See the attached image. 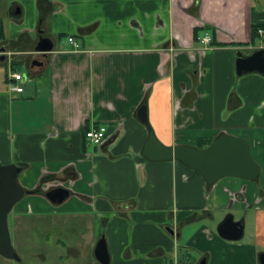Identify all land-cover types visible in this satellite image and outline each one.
Instances as JSON below:
<instances>
[{"label": "crops", "instance_id": "obj_1", "mask_svg": "<svg viewBox=\"0 0 264 264\" xmlns=\"http://www.w3.org/2000/svg\"><path fill=\"white\" fill-rule=\"evenodd\" d=\"M0 23V163L21 166L18 183L37 191L22 210L61 217L83 235V249H67L71 261L82 253L101 264L103 238L108 264L191 262L194 253L206 264H260L264 76H236L235 54L264 48V35H251L264 30V4L0 0ZM204 34L213 46L200 44ZM10 71L24 76L23 93L9 91ZM101 126L104 140L92 144L85 133ZM150 132L165 147L245 139L259 176L208 185L175 159L151 162L142 155ZM53 187L69 191L61 204L44 196ZM227 204L243 214L236 241L216 233Z\"/></svg>", "mask_w": 264, "mask_h": 264}, {"label": "water", "instance_id": "obj_2", "mask_svg": "<svg viewBox=\"0 0 264 264\" xmlns=\"http://www.w3.org/2000/svg\"><path fill=\"white\" fill-rule=\"evenodd\" d=\"M236 76L250 73L264 76V48H260L249 55L237 50ZM137 118L146 124V108L141 106L137 111ZM142 155L151 162L169 161L175 159L186 167L197 171L206 184L213 185L226 177L255 181L260 173V167L253 159L250 146L245 139L229 135H220L212 140L206 148L180 144L174 147L163 146L152 132L144 143ZM22 167L16 164H0V252L5 253L3 241L10 244L6 226V215L12 207L28 192L18 183V175ZM45 198L52 204H61L69 191L64 187H55L44 193ZM170 234L172 230L169 229ZM216 233L223 239L236 241L242 237V220H234L232 215L225 216L216 227ZM95 258L101 264H108V255L104 239L101 238L94 252ZM260 264H264V253L258 257ZM198 264H206L200 260Z\"/></svg>", "mask_w": 264, "mask_h": 264}, {"label": "flooded vegetation", "instance_id": "obj_3", "mask_svg": "<svg viewBox=\"0 0 264 264\" xmlns=\"http://www.w3.org/2000/svg\"><path fill=\"white\" fill-rule=\"evenodd\" d=\"M27 192L6 215L7 233L11 248L9 250L8 246L4 245H8V241L7 243L3 241L2 247L5 253L0 252V264H69L73 262L85 264L86 259L82 253L73 261L67 253V249L74 245L80 249L84 248L83 235L72 231L68 222L61 217L57 218L51 214L40 216L34 212L22 210L21 205L24 199L29 194H33L32 191ZM16 206L18 208L14 210L11 219L8 220L9 214ZM227 215H232L235 220L231 211H228L225 216ZM42 230L45 231L44 239L39 236V232L41 233ZM41 253L44 255L43 260L40 257Z\"/></svg>", "mask_w": 264, "mask_h": 264}, {"label": "built area", "instance_id": "obj_4", "mask_svg": "<svg viewBox=\"0 0 264 264\" xmlns=\"http://www.w3.org/2000/svg\"><path fill=\"white\" fill-rule=\"evenodd\" d=\"M259 35H264V30H258ZM69 42L77 47L76 42L73 38L68 39ZM212 39L209 34H204L200 38V44H202L205 48L211 47ZM8 89L11 93L21 94L24 91V76L20 72L10 71L8 76ZM105 136V127L101 126L99 128H91L90 130L86 131L85 137L86 139L91 142L92 144H100L104 140ZM169 264H194L192 262H179L176 259H173L169 262Z\"/></svg>", "mask_w": 264, "mask_h": 264}, {"label": "rangeland", "instance_id": "obj_5", "mask_svg": "<svg viewBox=\"0 0 264 264\" xmlns=\"http://www.w3.org/2000/svg\"><path fill=\"white\" fill-rule=\"evenodd\" d=\"M260 1V3H261V5L262 4H264V0H259ZM18 70L19 71H21V72H25V69L22 67V66H20V68H18ZM30 84L33 86L34 84H35V81L33 80H31L30 81ZM226 206H228L227 208H226V210H224V211H222V213H227L228 211H231L232 213H233V215H234V217L235 218H237V217H239V216H243V214H241V212H236L234 209H235V206H232V205H230V204H227ZM16 208H18V206H16L15 207V209H13V211L9 214V216H8V220H10L11 219V216L13 215V213H14V210H16ZM243 213V212H242ZM49 214V213H48ZM48 214H46V215H48ZM225 215L226 214H224V217H225ZM223 217V218H224ZM39 236L41 237V238H43L44 239V237H45V231H41V233L39 232ZM52 240H54V238H51ZM51 240V241H52ZM53 242V241H52ZM43 251V250H42ZM191 262H193V263H197L199 260H198V256L196 255V253H194V254H191Z\"/></svg>", "mask_w": 264, "mask_h": 264}, {"label": "trees", "instance_id": "obj_6", "mask_svg": "<svg viewBox=\"0 0 264 264\" xmlns=\"http://www.w3.org/2000/svg\"><path fill=\"white\" fill-rule=\"evenodd\" d=\"M257 30H258V26H252V28H251V35L253 36L254 34H256ZM2 37H3V29L0 27V38H2ZM212 45H213V43H212ZM211 142H212V139H198L195 142L196 143L195 144V147L196 148H199V149H203V148L208 147ZM31 193H37V191L34 190Z\"/></svg>", "mask_w": 264, "mask_h": 264}]
</instances>
